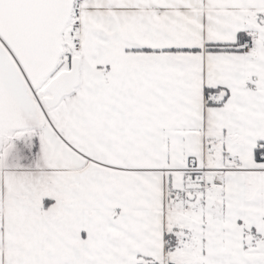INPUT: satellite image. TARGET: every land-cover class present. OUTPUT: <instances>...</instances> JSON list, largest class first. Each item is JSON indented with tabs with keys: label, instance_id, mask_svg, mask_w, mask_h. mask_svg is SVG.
I'll list each match as a JSON object with an SVG mask.
<instances>
[{
	"label": "snow or ice",
	"instance_id": "6c2138e0",
	"mask_svg": "<svg viewBox=\"0 0 264 264\" xmlns=\"http://www.w3.org/2000/svg\"><path fill=\"white\" fill-rule=\"evenodd\" d=\"M0 264H264V0H0Z\"/></svg>",
	"mask_w": 264,
	"mask_h": 264
}]
</instances>
